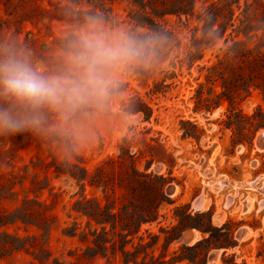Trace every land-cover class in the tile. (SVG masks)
<instances>
[{
	"label": "rangeland",
	"instance_id": "obj_1",
	"mask_svg": "<svg viewBox=\"0 0 264 264\" xmlns=\"http://www.w3.org/2000/svg\"><path fill=\"white\" fill-rule=\"evenodd\" d=\"M172 1L145 0L146 11ZM217 1L196 0L194 17ZM237 1L233 27L213 47L191 48V65L187 46L200 38L202 23L158 19L179 44L163 62L125 76L123 94L76 138L0 135V215L25 221L1 228L25 245L12 252L0 237V264H170L204 253L205 264H264V149L254 144L264 131V49L257 48L260 32L237 36L246 3L254 16L264 0H228ZM86 14L103 16L110 29L147 32L132 18L149 15L132 0H0V42L27 49L39 68L53 70ZM239 40L245 45L234 46ZM159 193L155 219L143 222ZM202 194L205 206L194 210ZM187 234L209 240L184 252Z\"/></svg>",
	"mask_w": 264,
	"mask_h": 264
},
{
	"label": "clouds",
	"instance_id": "obj_2",
	"mask_svg": "<svg viewBox=\"0 0 264 264\" xmlns=\"http://www.w3.org/2000/svg\"><path fill=\"white\" fill-rule=\"evenodd\" d=\"M106 25L103 16L86 14L65 38L53 70L39 68L27 49L0 42V135L52 131L76 138L123 94L125 76L151 68L171 40L155 27Z\"/></svg>",
	"mask_w": 264,
	"mask_h": 264
},
{
	"label": "trees",
	"instance_id": "obj_3",
	"mask_svg": "<svg viewBox=\"0 0 264 264\" xmlns=\"http://www.w3.org/2000/svg\"><path fill=\"white\" fill-rule=\"evenodd\" d=\"M132 1L135 5L139 6L140 9L143 10L147 15H149V16H145L142 21L132 18V21L134 22L136 27H141L143 29H146L147 32L153 27H155L167 33L171 37L169 44L164 48H162L161 50H159L158 60H157L158 62L164 61L166 54L165 52L169 50L168 48H172V46L179 44L178 38L176 34L173 32V30L166 28V26L158 22V19H162L166 15H174L178 19H181L182 16H184L186 20H188L189 17L190 19L195 18V20L198 23H202L200 38L198 39L194 38V41L192 42L191 46H187L188 49L187 55L189 57L190 65L195 60L194 56L197 55L194 54L191 48H194L196 53H201L204 49L216 45V43L219 40L223 39L227 26L230 24V26L233 27V23H232L234 17L233 4H236L238 8L240 7L238 1L235 3H229L228 0H218L217 2H211L206 8H203L202 11L196 15V17H194L195 9H196V0H173L168 6H163L162 9H156L153 7L150 8V12L146 11L147 5L145 3V0H132ZM261 7H262V13H253L254 16H251L250 13H248L249 5L246 3V7L244 10V17L243 20H240V28L237 33V36H239V34H242L246 40H249L252 37L251 35L258 37V33L260 32L261 35L260 37H258L259 43L257 44V48L259 50L264 49V3H261ZM224 12H226V14H224ZM226 15H228V17H226ZM220 17H226V19L222 21ZM215 26L216 29H214ZM196 31H198V29H196ZM225 43H227L226 40ZM233 45L241 46V45H245V42L243 40H239L234 42ZM135 111L138 112L141 110L136 109ZM85 178L86 177H83V179H80V181L85 180ZM160 204H161V194L159 193L153 203V207L150 215L148 217H144L143 222H151L155 219L157 209ZM13 213L0 215V237L6 240L5 241L6 248L10 249L12 252L24 249V245H25L24 240H22L21 238L9 236L6 233L2 232L1 230L3 226H6L8 224H13L18 220H21V222L23 223L25 222L24 219H21L17 216H13ZM84 214L87 215L89 218L95 217L94 215H90L89 213H84ZM105 222L106 221L103 219L99 221L100 224H104ZM50 229L51 228L49 227L47 232H49ZM185 230H182L180 232V235L176 239L172 240V242L173 241L178 242L182 233ZM203 233L209 234L211 233V231L208 230ZM208 240L209 237L199 240L192 246L183 244L182 247H185L183 249L184 252L193 251V250L198 252L202 242ZM174 254H177V252H174ZM206 254L207 253H204L203 256L202 257L200 256L199 258L197 256L189 257L187 255H184L183 257H180V259L174 258L173 262L170 264H175L176 262H182L185 260L188 261L189 264H198L197 260L198 262H202V264H205ZM223 255H225V253ZM223 263L235 264L233 260L229 261L226 258H223ZM163 264H165V262H163Z\"/></svg>",
	"mask_w": 264,
	"mask_h": 264
},
{
	"label": "bare ground",
	"instance_id": "obj_4",
	"mask_svg": "<svg viewBox=\"0 0 264 264\" xmlns=\"http://www.w3.org/2000/svg\"><path fill=\"white\" fill-rule=\"evenodd\" d=\"M254 144L258 150L264 149V131L263 130L257 134L255 141H254ZM155 168L158 172H160L163 167H162V165H156ZM218 184H219V187L222 188L224 185V182H219ZM250 187H254V183L250 184ZM174 192H176V189L174 187H171V193L174 194ZM232 199H228L225 206H228L229 202ZM205 201L206 200H205L204 194L200 195L196 200H194L193 205H192L193 209L197 210V211L203 209L205 206ZM262 204H264V203L261 202L260 205H262ZM245 209H246V206L244 205V210ZM241 232H242V230H241ZM238 236H244V234L242 233L241 235H238ZM218 253H219L218 251H215L212 253V255L210 256V259H209V263H213V262L217 261Z\"/></svg>",
	"mask_w": 264,
	"mask_h": 264
},
{
	"label": "crops",
	"instance_id": "obj_5",
	"mask_svg": "<svg viewBox=\"0 0 264 264\" xmlns=\"http://www.w3.org/2000/svg\"><path fill=\"white\" fill-rule=\"evenodd\" d=\"M186 233L185 231L182 233V236H184ZM188 237L185 238V243H183L184 245H188V244H195L196 242H198L201 239H204L205 237L203 236L204 234H202V236L196 237L194 234H187ZM182 238V237H181ZM180 241V239H179ZM182 244V245H183Z\"/></svg>",
	"mask_w": 264,
	"mask_h": 264
},
{
	"label": "built area",
	"instance_id": "obj_6",
	"mask_svg": "<svg viewBox=\"0 0 264 264\" xmlns=\"http://www.w3.org/2000/svg\"><path fill=\"white\" fill-rule=\"evenodd\" d=\"M259 179H260V178H259ZM259 181H260V183H261V186L263 185L262 187H260V190H261V189L264 187V178H261ZM171 194H172V193H171ZM171 194H169V195H171ZM228 197H233V196L230 194ZM234 199H235V197L233 198V200H234ZM232 202H233V201H232ZM261 202H263V201H261ZM261 202H260V203H261Z\"/></svg>",
	"mask_w": 264,
	"mask_h": 264
},
{
	"label": "water",
	"instance_id": "obj_7",
	"mask_svg": "<svg viewBox=\"0 0 264 264\" xmlns=\"http://www.w3.org/2000/svg\"><path fill=\"white\" fill-rule=\"evenodd\" d=\"M210 257L208 258V261H209Z\"/></svg>",
	"mask_w": 264,
	"mask_h": 264
}]
</instances>
